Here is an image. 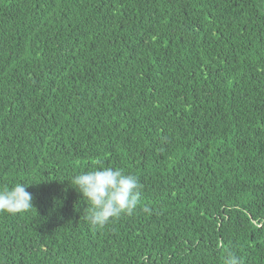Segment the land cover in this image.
Returning a JSON list of instances; mask_svg holds the SVG:
<instances>
[{"label": "trees", "instance_id": "16d2710c", "mask_svg": "<svg viewBox=\"0 0 264 264\" xmlns=\"http://www.w3.org/2000/svg\"><path fill=\"white\" fill-rule=\"evenodd\" d=\"M101 165L142 185L103 229L69 181ZM15 183L0 264H264V0H0Z\"/></svg>", "mask_w": 264, "mask_h": 264}, {"label": "clouds", "instance_id": "9594fccd", "mask_svg": "<svg viewBox=\"0 0 264 264\" xmlns=\"http://www.w3.org/2000/svg\"><path fill=\"white\" fill-rule=\"evenodd\" d=\"M70 181L71 186L87 204L83 214L93 228L103 229L123 215H133L141 204V189L138 178L123 169L99 166L95 170L81 172ZM30 184L15 183L0 186V213L17 215L33 206V196L26 188ZM144 212H150L148 207ZM225 264H244L236 252H228Z\"/></svg>", "mask_w": 264, "mask_h": 264}]
</instances>
